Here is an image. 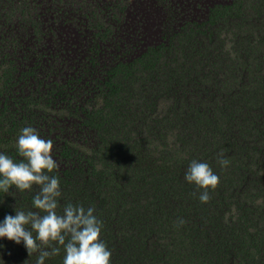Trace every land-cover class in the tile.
Returning <instances> with one entry per match:
<instances>
[{
    "label": "trees",
    "instance_id": "trees-1",
    "mask_svg": "<svg viewBox=\"0 0 264 264\" xmlns=\"http://www.w3.org/2000/svg\"><path fill=\"white\" fill-rule=\"evenodd\" d=\"M26 126L53 141L58 214L93 207L111 264H264V0H0L14 162ZM192 160L219 177L206 203ZM38 191L0 190V222ZM38 255L0 238V264Z\"/></svg>",
    "mask_w": 264,
    "mask_h": 264
},
{
    "label": "clouds",
    "instance_id": "clouds-1",
    "mask_svg": "<svg viewBox=\"0 0 264 264\" xmlns=\"http://www.w3.org/2000/svg\"><path fill=\"white\" fill-rule=\"evenodd\" d=\"M16 147L23 158L19 162L0 153V190L7 193L13 185L20 191L39 186L32 201L39 211L15 209V216L9 214L0 222V238L7 237L17 244L23 241L29 256L39 252L36 264H45L46 258L60 253V247L52 246V242L63 246V264H111V250L100 238L103 221L94 214L93 207L68 203L61 214L57 212L60 180L49 175L59 168L52 156L53 141L41 138L37 129L26 126L20 129ZM217 162L222 167L229 164L222 152ZM185 179L204 190L199 194L202 203L210 200L208 190H214L219 182L210 165L197 160L190 162Z\"/></svg>",
    "mask_w": 264,
    "mask_h": 264
}]
</instances>
